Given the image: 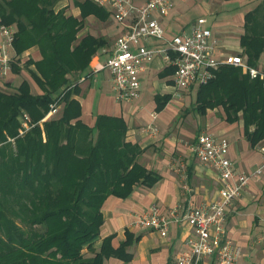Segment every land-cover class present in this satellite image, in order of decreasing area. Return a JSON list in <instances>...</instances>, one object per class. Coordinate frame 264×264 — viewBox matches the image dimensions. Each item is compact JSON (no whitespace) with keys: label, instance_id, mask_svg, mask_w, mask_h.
I'll use <instances>...</instances> for the list:
<instances>
[{"label":"trees","instance_id":"16d2710c","mask_svg":"<svg viewBox=\"0 0 264 264\" xmlns=\"http://www.w3.org/2000/svg\"><path fill=\"white\" fill-rule=\"evenodd\" d=\"M55 1L0 0L1 24L17 25L13 48L19 53L38 45L44 56L35 75L43 94L34 95L27 81L14 92L0 90V264H104L118 252L109 246L113 235L93 248L104 223L103 203L160 179L139 163L141 147L126 141L121 118L99 116L94 127L79 119L80 104L71 97L79 87L68 75L86 70L104 40L77 39L84 22L56 12ZM78 4L83 17L101 8L94 0ZM243 42L256 65L264 38ZM198 99L201 109L224 105L230 121L242 116L253 144L264 139L260 79L227 65L199 86ZM56 101L64 102L62 115L45 119ZM24 112L34 126L22 134ZM85 247L94 256L86 257Z\"/></svg>","mask_w":264,"mask_h":264},{"label":"crops","instance_id":"0c3cea01","mask_svg":"<svg viewBox=\"0 0 264 264\" xmlns=\"http://www.w3.org/2000/svg\"><path fill=\"white\" fill-rule=\"evenodd\" d=\"M83 1L54 3L56 12L62 10L64 15L84 22L77 39L91 36L104 40L91 56L86 70L68 75L72 83L83 78L78 91L71 96L80 104L79 119L94 127L99 116L121 118L127 125L126 141L141 147L139 163L160 176L150 187L136 184L125 198L110 195L105 200L104 223L93 248L99 250L103 240L113 235L109 246L118 254L106 257L104 264H170L185 249L186 240L193 232L188 223L172 220V209L181 206L182 212L188 206H201L220 198L217 172L192 157L190 143L203 131L226 138L230 142L229 156L238 171L253 172L264 159V139L253 144L245 133L242 116L230 121L222 104L199 108V86L184 92L185 107L180 109L182 103L173 97L176 68L162 56L153 59L141 73L139 98L117 100L105 64L123 28L108 5L96 3L101 7L99 12L92 11L83 17L78 4ZM132 1L142 5L148 0ZM151 17L164 27L167 37L190 31L194 22L205 18L212 31L211 39L219 42V56L241 55L248 65L264 67V48L255 61L257 64L251 65L243 42L261 35L264 38V0H177L167 15L155 12ZM11 27L17 31L16 24ZM158 44L152 41L153 47ZM12 55L13 68L0 75V90L14 92L27 81L34 95L43 94L35 76L39 73L37 63L44 58L40 47L34 45L19 53L14 49ZM63 107L64 102L56 114L58 117ZM148 127L157 130L152 132ZM180 160L186 165L183 178L178 169ZM153 203L171 220L167 236L135 224V212L146 210ZM226 229L228 237L242 248L237 264H264V173L252 178L246 190L234 199ZM92 256L94 253L87 249L86 257ZM201 264H212V259L205 258Z\"/></svg>","mask_w":264,"mask_h":264},{"label":"built area","instance_id":"2783aa9c","mask_svg":"<svg viewBox=\"0 0 264 264\" xmlns=\"http://www.w3.org/2000/svg\"><path fill=\"white\" fill-rule=\"evenodd\" d=\"M176 1L148 0L136 5L132 0H94L99 5L110 6L114 19L123 28L105 64L117 100L139 98L143 84L141 73L158 56L176 68L173 92L176 99H182L185 91L215 79L217 72L227 65L242 67L252 79H260L264 85V67L248 65L241 55L219 56V42L211 39L212 31L205 18L194 22L190 31L167 37L164 27L151 16L155 12L167 15ZM15 32L11 26H0V75L13 68ZM153 40L159 44L153 47ZM82 80L80 78L76 83ZM61 104L53 103L45 119L58 114ZM20 121L22 134L34 126L26 112ZM148 129L157 130L155 127ZM189 147L199 162L217 172L220 198L201 206H188L182 212L181 206L172 209V220L188 223L193 232L186 240L185 249L170 264H201L205 258L212 259V264H237L242 248L228 237L226 220L234 199L246 190L252 178L264 173V159L253 172L238 171L229 156L230 142L208 131L201 132ZM262 152L264 155V146ZM170 221L155 203L146 210L135 212L136 225L155 229L162 236L168 235Z\"/></svg>","mask_w":264,"mask_h":264},{"label":"rangeland","instance_id":"374dc122","mask_svg":"<svg viewBox=\"0 0 264 264\" xmlns=\"http://www.w3.org/2000/svg\"><path fill=\"white\" fill-rule=\"evenodd\" d=\"M242 69V68H241ZM242 71H243V73L244 74H248V72H246L244 69H242ZM249 75V74H248ZM8 91H10V90H8ZM181 103H182V107H180V109H183V107H185V98H183V99H178ZM54 117H58V115H55ZM181 117L182 116H180L179 117V119H181ZM184 118H185V116H184ZM178 119V120H179ZM22 125V124H21ZM176 127V126H175ZM21 129L23 130V128H22V126H21ZM191 142V141H190ZM184 143H185V141H184ZM191 153H192V157L193 158H195V156H194V154H193V152L191 151ZM196 159V158H195ZM179 162V165H178V169H179V173L181 174V176H182V178H183V176L185 175V170H186V165H185V161H178ZM83 253L86 255L87 254V247H85L84 248V250H83Z\"/></svg>","mask_w":264,"mask_h":264}]
</instances>
